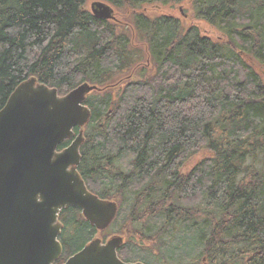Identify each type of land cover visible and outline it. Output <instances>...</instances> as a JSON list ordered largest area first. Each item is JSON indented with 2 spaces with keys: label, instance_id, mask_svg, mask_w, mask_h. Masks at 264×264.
Instances as JSON below:
<instances>
[{
  "label": "trees",
  "instance_id": "16d2710c",
  "mask_svg": "<svg viewBox=\"0 0 264 264\" xmlns=\"http://www.w3.org/2000/svg\"><path fill=\"white\" fill-rule=\"evenodd\" d=\"M179 5L195 23L145 13ZM32 76L59 95L99 88L82 178L118 206L120 260L264 264V0H0V110ZM60 220L65 260L97 231L77 208Z\"/></svg>",
  "mask_w": 264,
  "mask_h": 264
},
{
  "label": "water",
  "instance_id": "95a60500",
  "mask_svg": "<svg viewBox=\"0 0 264 264\" xmlns=\"http://www.w3.org/2000/svg\"><path fill=\"white\" fill-rule=\"evenodd\" d=\"M90 12L98 20L116 22L107 3L93 1ZM93 91L99 88L85 82L61 96L32 76L0 110V264H54L62 252L57 237L64 209L78 208L98 232L115 220L117 204L91 193L77 171L91 118L84 103ZM122 244L117 235L105 242L95 237L64 264H143L121 261L117 250Z\"/></svg>",
  "mask_w": 264,
  "mask_h": 264
},
{
  "label": "rangeland",
  "instance_id": "374dc122",
  "mask_svg": "<svg viewBox=\"0 0 264 264\" xmlns=\"http://www.w3.org/2000/svg\"><path fill=\"white\" fill-rule=\"evenodd\" d=\"M93 1L87 3V8L90 12V5ZM111 6V5H110ZM112 7V6H111ZM113 8V7H112ZM176 10L173 11H169V10H160L159 12H154V9L152 7H146L145 13L149 16H155V15H159L161 13H170L172 16H175L181 23L182 25H184L185 27H188L190 24H192L193 22L195 23L194 19L191 16V13L188 12L185 8H183V6H176L175 7ZM114 10V15H115V19L116 22H114L115 24H119L121 26H126L127 23H129L130 20V14L125 13L124 14V9H119L117 10L116 8H113ZM91 13V12H90ZM197 24L202 28V29H206L208 28L207 25L204 22H197ZM126 28V27H125ZM130 32H133L132 28L130 27L128 29ZM203 34V33H202ZM207 34L206 32H204V35ZM264 79V78H263ZM264 81V80H263ZM97 94L95 93H91L89 96V99L96 97ZM100 96V95H99ZM197 159V158H196ZM193 163V162H192ZM191 163V164H192ZM70 236H68L69 239ZM98 238H101V235L97 236Z\"/></svg>",
  "mask_w": 264,
  "mask_h": 264
},
{
  "label": "flooded vegetation",
  "instance_id": "af4514ba",
  "mask_svg": "<svg viewBox=\"0 0 264 264\" xmlns=\"http://www.w3.org/2000/svg\"><path fill=\"white\" fill-rule=\"evenodd\" d=\"M84 105L86 106V107H88L85 103H84ZM89 108V107H88ZM90 109V108H89ZM78 128L76 127V128H74L73 129V132H74V134H75V136L78 134ZM74 139H72V140H66V141H64V142H67V145L66 146H64L63 148H59V146L57 147V151L59 152V151H61V150H63L64 148H66V147H68L70 144H71V142L73 141ZM63 142V143H64ZM91 143H92V141H91ZM85 151H88L87 150V144H83L81 147H80V154H81V156H82V153L83 152H85ZM82 159V158H81ZM84 161H82V160H80V162H79V165H78V167H77V170H78V172H79V174H80V176L81 177H83L82 175L83 174H85L86 176H89V175H92V173H93V168H91V166L88 164V163H83ZM96 171H97V173H99V168H96ZM83 179V178H82ZM110 201V200H109ZM65 210V209H64ZM63 211V210H62ZM61 211V212H62ZM61 212L59 213V218H58V220H59V222L61 223V225H62V229H61V231H60V234H59V236L57 237V240L59 241V243L61 244V248H62V252H61V255L59 256V258L55 261V263L54 264H64L65 262H66V260L68 259V258H70L72 255H74L75 253H77V252H75V253H73V254H71L70 256H68L65 260H63L64 258H63V248H64V246H63V243H62V238H64L65 237V232H64V225H63V223L61 222ZM81 212V211H80ZM114 222V221H113ZM112 225V224H111ZM111 225L107 228V229H105V230H103V231H101V232H98L97 231V234L94 236V237H97V236H99V235H101V240H102V242H105L110 236H112V235H110V231H109V228L111 227ZM82 249V248H81ZM80 249V250H81ZM79 250V251H80ZM125 263H128V262H125Z\"/></svg>",
  "mask_w": 264,
  "mask_h": 264
},
{
  "label": "bare ground",
  "instance_id": "6f19581e",
  "mask_svg": "<svg viewBox=\"0 0 264 264\" xmlns=\"http://www.w3.org/2000/svg\"><path fill=\"white\" fill-rule=\"evenodd\" d=\"M100 20V19H99ZM14 91V90H13ZM12 94V93H11Z\"/></svg>",
  "mask_w": 264,
  "mask_h": 264
}]
</instances>
